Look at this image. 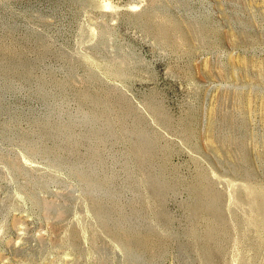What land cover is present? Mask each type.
I'll return each instance as SVG.
<instances>
[{
	"label": "rangeland",
	"instance_id": "1",
	"mask_svg": "<svg viewBox=\"0 0 264 264\" xmlns=\"http://www.w3.org/2000/svg\"><path fill=\"white\" fill-rule=\"evenodd\" d=\"M0 264H264V0H0Z\"/></svg>",
	"mask_w": 264,
	"mask_h": 264
}]
</instances>
